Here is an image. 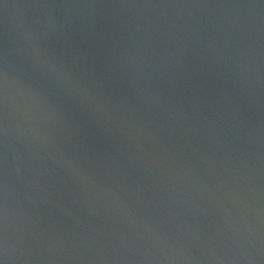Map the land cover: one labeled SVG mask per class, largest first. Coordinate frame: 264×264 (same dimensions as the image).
Returning <instances> with one entry per match:
<instances>
[{
    "label": "water",
    "instance_id": "obj_1",
    "mask_svg": "<svg viewBox=\"0 0 264 264\" xmlns=\"http://www.w3.org/2000/svg\"><path fill=\"white\" fill-rule=\"evenodd\" d=\"M0 264H264V0H0Z\"/></svg>",
    "mask_w": 264,
    "mask_h": 264
}]
</instances>
